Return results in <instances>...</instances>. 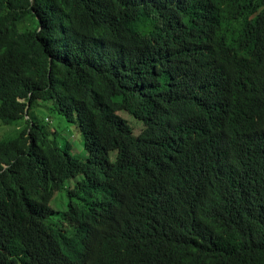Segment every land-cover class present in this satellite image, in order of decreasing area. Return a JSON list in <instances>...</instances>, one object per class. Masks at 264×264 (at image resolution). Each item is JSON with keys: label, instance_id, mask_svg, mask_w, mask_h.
I'll return each mask as SVG.
<instances>
[{"label": "trees", "instance_id": "obj_1", "mask_svg": "<svg viewBox=\"0 0 264 264\" xmlns=\"http://www.w3.org/2000/svg\"><path fill=\"white\" fill-rule=\"evenodd\" d=\"M197 3H213L216 22L264 6V0ZM190 23L173 0H0V130L11 128L0 136V264H80L78 254L124 227L95 186L122 160H113L109 147L130 155L146 146L166 169L202 156L178 140L185 99L172 85L155 87L153 78L155 69L176 74L199 47ZM250 36L258 72L254 65L246 73L223 64L222 75L264 76V17ZM117 111L140 122L141 132L121 117L120 128L111 126ZM216 114L197 116L215 127L223 107ZM61 123L82 136L84 160L70 141L60 142ZM211 127L196 129V136ZM256 133L259 144L246 154L235 148L219 177L223 195L227 187L234 196L215 218L203 215V225H186L183 237L168 234L171 259L162 264H264V127Z\"/></svg>", "mask_w": 264, "mask_h": 264}, {"label": "clouds", "instance_id": "obj_2", "mask_svg": "<svg viewBox=\"0 0 264 264\" xmlns=\"http://www.w3.org/2000/svg\"><path fill=\"white\" fill-rule=\"evenodd\" d=\"M173 4L179 9V16L191 22L189 31L199 36V47L186 63H181L176 74L172 70L160 74L155 69L153 78L155 87L163 90L164 83L172 85L185 99L178 110L184 119L178 140L184 150H201L202 156L180 160L179 166L168 164L166 169L147 154L146 146L133 148L130 155L121 146L109 147L111 158L122 160L113 171L98 176L95 186L98 197L120 212L124 227L102 245L78 254L80 264H162L170 260L171 242L167 235L173 239L177 234L183 237L187 234L186 225H203V215L215 218L223 201L235 193V189L225 187L223 195L219 186L225 162L235 148H244L246 154L260 142L256 128L264 127V76L255 77L260 63L250 33L259 18L264 17V6L261 3L254 13L247 11L241 17H233V22H216L213 3L204 6L197 0H173ZM249 4L253 7V3ZM223 64L246 73H252L254 65L257 72L236 80L229 74L222 75ZM203 71L207 72L204 76ZM251 89L257 91L259 99ZM222 107L223 121L215 127L197 116L212 109L218 114ZM123 114L127 112L117 111L111 126L120 128L119 117L126 119ZM208 127L209 131L196 136V129ZM142 128V124L139 131L134 128L135 134ZM95 134L100 144V137Z\"/></svg>", "mask_w": 264, "mask_h": 264}, {"label": "rangeland", "instance_id": "obj_3", "mask_svg": "<svg viewBox=\"0 0 264 264\" xmlns=\"http://www.w3.org/2000/svg\"><path fill=\"white\" fill-rule=\"evenodd\" d=\"M123 116L131 123V125L136 129V131H139L141 128V124L137 123L134 119H132L130 116H128L127 114H123ZM61 127L64 131V135L65 137L63 139L60 140L61 143H65V139H67L68 141H70L73 144V151L76 155L80 156L83 160L86 158L87 156V152L84 148V141L82 136L75 132L74 130L71 129V127L69 126H65L64 124L61 123ZM15 131V128H14ZM7 132H11V128L10 127H2L0 130V136L4 137L6 136ZM13 136V135H12ZM64 193L62 192V194L60 195V197L63 195ZM64 200V198H63ZM55 206H57V204H55Z\"/></svg>", "mask_w": 264, "mask_h": 264}]
</instances>
